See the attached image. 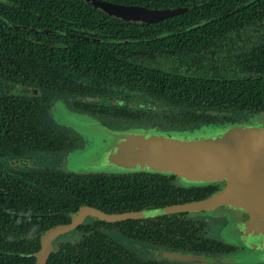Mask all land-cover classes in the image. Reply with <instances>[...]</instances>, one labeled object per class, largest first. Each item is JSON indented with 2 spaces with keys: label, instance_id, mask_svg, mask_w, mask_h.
Returning a JSON list of instances; mask_svg holds the SVG:
<instances>
[{
  "label": "trees",
  "instance_id": "1",
  "mask_svg": "<svg viewBox=\"0 0 264 264\" xmlns=\"http://www.w3.org/2000/svg\"><path fill=\"white\" fill-rule=\"evenodd\" d=\"M106 1L186 10L158 24H144L110 16L84 0H0V61L9 65L15 60L20 67L29 61L20 73L44 85V75L32 73L42 61L54 65L48 67L51 70L146 88L157 99L185 110L184 122L213 118L215 113L243 117L264 113V74L219 79L196 71L156 69L141 59L154 50L183 53L190 45L224 41L234 30L264 17V0ZM42 28L54 32H43ZM254 60L264 69V51ZM8 67L1 65L0 70L5 74L15 70ZM25 74L20 76L27 77ZM48 77L60 79L47 82L55 90L62 85L77 87L76 82L63 80L59 73L49 72ZM44 108L35 99L0 97V144L18 148L25 144L35 149L37 144L51 142L57 143L48 144L51 148L64 149L68 139L41 121ZM101 112L117 118L138 116L125 109L105 108ZM28 175L34 176L31 184L0 170V264H35L29 254L40 248L41 232L69 222L70 214L83 205L110 213L129 212L204 198L219 187L187 188L177 183L175 175L143 171H48L46 179L39 173ZM208 227L205 217L188 212L116 223L97 219L81 225L78 238L60 244L46 264H194L128 256L125 245L104 229L117 228L123 236L140 238L154 246L199 254L216 248L219 242L206 235Z\"/></svg>",
  "mask_w": 264,
  "mask_h": 264
},
{
  "label": "flooded vegetation",
  "instance_id": "2",
  "mask_svg": "<svg viewBox=\"0 0 264 264\" xmlns=\"http://www.w3.org/2000/svg\"><path fill=\"white\" fill-rule=\"evenodd\" d=\"M247 4V3H246ZM186 10V8H184ZM183 13V12H182ZM175 14V15H180ZM110 16H114L120 18L126 22H135V23H144V24H158L161 21H164V18L155 22H147L142 20H124L119 16L109 14ZM173 15V16H175ZM172 17V16H170ZM28 28V27H25ZM43 32H54V30L42 28ZM255 39V40H254ZM264 51V17L248 23L246 26L242 28H238L234 30L232 33L228 34V37L224 41H215L211 44H199L197 46L190 45L185 49L183 53L169 51V53L164 52L163 50H154L152 52L147 53L146 57L141 58L147 65L156 68V69H163V70H172L178 71L183 73H191L192 71H196L201 73L204 77H218L219 79L228 77L229 79H240V78H251L260 76L264 74V69H261L255 62V57L257 55L263 54ZM29 61L22 62L21 64L23 67H20V63L16 62L15 60H10L8 63L9 65L4 63V61H0V66L8 67L13 66L12 68L15 69L11 71L12 73L5 74L3 71L0 70V97H22V98H29L35 99L39 105H45V108L41 111V121L45 123L46 126L51 127L54 130L60 131L67 139L68 145L63 147L64 149H54L51 148L48 144H57L51 142H42L37 144L38 146L33 149L31 147H26L25 144H21V147H8L5 144H0V170L3 172H8L12 177L18 179H27L29 184L33 180L34 176H29V173H39L41 176L46 179L48 176V171L58 172L64 171L66 173H75V174H85V173H93V172H77L72 170H67L64 167V162L67 159V155L78 148H81L84 145V140L79 133L74 131L72 128L59 124L54 116L52 115V109L54 107V103L58 100L64 102L66 106L73 111L86 113L96 119H100L101 123L105 125L102 120L107 118L115 119L118 122H126L127 125L113 128V129H126L132 127H157L159 128L160 123L152 122L154 121L155 117L148 116V113L144 110L146 106H149L150 103L146 104L145 101L154 102L153 107L157 108H165L166 106H173L178 109V111H174L169 116H163L167 123L166 128L174 129V130H193L197 128H201L208 125H215V124H225V123H235V122H247L249 119H259L264 118V113L262 114H255L249 115L246 117L241 116L238 113H215L213 118L202 119L198 120L197 122H184L182 119L186 115V111L181 109V107L170 105L168 103L163 102L160 99H157L150 91L146 88L142 87H135V86H128L125 84H118L111 82L109 80H96L94 78H86L80 75L71 74L70 72H66L60 69L51 70L54 65H50L48 62H43L39 65L38 70H33L32 73L36 74L37 71L44 75L45 77V85L38 83L29 79L27 73L25 72L20 73L23 68H27ZM10 68V67H8ZM18 68V69H17ZM261 69V70H260ZM49 70V71H48ZM51 72V74L59 73L61 78L66 81H74L76 82L77 87H72L67 85L57 86V89H53L47 82L60 80L59 78L48 77L47 74ZM12 74V75H11ZM21 74H25L27 77L20 76ZM83 79H87L88 81H93L94 83L85 84ZM106 84V86H105ZM55 86L54 84H52ZM104 85V86H103ZM107 85L117 87L119 89L124 90H132L134 93L130 95L131 98V106L134 109H128L129 106L126 107H113L110 105L111 102L116 101L117 104L123 105V100L116 99L115 97L105 95L107 92ZM18 86L19 93H14V87ZM69 87V89H67ZM129 97V96H127ZM102 100V102H97V99ZM68 99H73V102L68 101ZM107 99V102L105 101ZM150 99V100H149ZM43 100H47L46 103L42 102ZM152 106V105H151ZM105 108L110 109H125L129 110L130 112H134L138 116L135 119H127V118H117L111 115H105L101 112V110ZM150 108V106H149ZM44 116H49L53 118L54 125L46 123L43 119ZM188 116V115H187ZM186 116V117H187ZM151 120V123H147ZM133 122V124H131ZM128 123H130L128 125ZM56 125V126H55ZM148 125V126H144ZM108 126V125H105ZM110 127V126H108ZM111 128V127H110ZM165 130V129H164ZM60 144V143H59ZM30 145V144H29ZM25 146V147H24ZM56 146V145H55ZM101 173V172H95ZM171 175V174H170ZM177 178V177H176ZM177 183L180 186H187V188H196L215 184H189L184 185L182 184L178 178ZM46 185V184H43ZM219 187L213 192L215 193ZM211 193V194H213ZM210 194V195H211ZM208 195V196H210ZM207 196V197H208ZM206 198V197H204ZM203 199V198H200ZM199 200V199H195ZM84 206L90 205H83ZM95 207V206H93ZM79 208V209H80ZM97 208V207H96ZM157 208V207H155ZM79 209L76 211L78 212ZM100 209V208H98ZM147 210L154 209V208H146ZM102 210V209H100ZM145 210V209H142ZM104 211V210H102ZM132 211H141V210H132ZM76 212H72L70 214V223L72 220V215ZM106 212V211H104ZM128 212V211H124ZM121 212V213H124ZM130 212V211H129ZM110 213V212H107ZM111 213H118V212H111ZM183 213V212H181ZM190 215L193 213L188 212ZM171 214V213H167ZM167 214H160V215H167ZM209 213L206 211H202L197 215H202L207 220L209 227L206 235H210L209 237L215 238L219 240L216 244L217 247H213L210 251H203L198 252L199 254L193 253V251H188L186 249L180 250H172L170 248L162 247V246H154L148 243H145L142 239H134L127 236H123L122 233L117 228H105L104 231L114 239H117L120 243L125 245V248L128 250V256L135 257L139 260L143 259H151L153 261H171V262H179L184 263L187 261L171 259L168 256L169 252H178L182 254H193V255H204L207 257L217 258L216 262L213 263H238V264H257V263H264V262H257V263H240L236 260V256L242 253L243 248L238 244L232 243L228 240V237H223L222 228L228 222V218L226 216L220 217H211L208 215ZM158 215V216H160ZM158 216H150V217H142V218H130V219H145V218H153ZM215 220H214V219ZM243 218L246 219V214L243 215ZM101 220L109 223H116L123 220L118 221H107L98 218L94 215H87L84 217L82 222L73 230L60 233L55 237L54 240V248L55 250L58 249L59 245L62 243L67 242L69 239H73L75 241L78 238L79 231L78 228L86 224L88 222H92L94 220ZM128 220V219H124ZM66 224V223H64ZM63 224H57L51 227H56ZM223 225V226H222ZM49 227V228H51ZM47 228V229H49ZM46 229V230H47ZM42 231L40 234V248H41V238L45 231ZM221 233H220V232ZM190 243V242H189ZM40 248L33 253H30L29 256H33L35 258L36 264V256ZM192 263V262H188ZM213 263H206V264H213ZM196 264V263H194Z\"/></svg>",
  "mask_w": 264,
  "mask_h": 264
},
{
  "label": "water",
  "instance_id": "3",
  "mask_svg": "<svg viewBox=\"0 0 264 264\" xmlns=\"http://www.w3.org/2000/svg\"><path fill=\"white\" fill-rule=\"evenodd\" d=\"M84 1L124 20L155 22L185 11L184 8H148L106 0ZM110 134H114L116 140L109 145L104 157L109 165H116L120 170L171 174L189 184L215 183L219 189L203 199L150 210L107 213L93 206H84L72 215L70 223L45 231L41 248L35 253L36 264H46L55 250V237L75 229L87 215L114 222L167 213H215L226 208V211L230 209V217L235 219L241 231L235 244L241 246L245 241L264 257V118L208 125L185 132L150 128ZM244 214L246 219L242 217ZM168 256L196 264L217 261L213 257L178 252H169Z\"/></svg>",
  "mask_w": 264,
  "mask_h": 264
},
{
  "label": "rangeland",
  "instance_id": "4",
  "mask_svg": "<svg viewBox=\"0 0 264 264\" xmlns=\"http://www.w3.org/2000/svg\"><path fill=\"white\" fill-rule=\"evenodd\" d=\"M255 40V39H254ZM85 84H91L94 83L93 81H88L87 79H83ZM104 86V85H103ZM106 86V84H105ZM107 92L105 95H108V97H115L116 99L123 100V105H119L116 103V101H113L110 103L113 107H126L129 106L128 109H134V107L131 106V98L130 95L134 92L132 90H124L119 89L117 87H113L110 85H107ZM14 93H19L18 86L14 87L13 90ZM129 96V97H127ZM150 100V99H149ZM68 101L73 102V99H68ZM107 102V99H105ZM97 102H102V100L97 99ZM146 104L150 103L149 106H146L144 110L148 113V116L155 117L154 121L152 122H158L160 123L159 128L157 127H132V128H126V129H113L118 128L124 125H127L126 122H118L115 119L107 118L103 119L102 122L105 126L101 123V120L96 119L86 113H80L73 111L72 109L68 108L66 104L60 100L54 103V107L52 109V115L54 116L55 120L64 126L72 128L74 131L79 133L81 137L84 140V145L81 148H78L76 150L71 151L67 155V159L64 162V167L67 170L77 171V172H101V173H129V172H139L134 170H120L119 167L116 165H109L107 163V160L104 158L107 154V149L110 144H114V139L116 140V137L114 134H111L112 132H123L126 130H132V129H150V128H156L161 131H176V132H185V131H194V130H200L204 127L193 129V130H174V129H168L166 127L167 123L164 121L166 120L163 116H169L174 111H178L176 107L173 106H166L165 108H157L153 107L154 102L147 100L145 101ZM152 105V106H151ZM179 112V111H178ZM44 121L48 124L54 125V120L49 116H44ZM255 119V118H253ZM248 120V121H252ZM147 123H151V120H149ZM130 123H128L129 125ZM133 124V122L131 123ZM215 125H222V124H215ZM56 126V125H55ZM148 126V125H144ZM165 129V130H164ZM112 131V132H111ZM178 180L184 184L189 185V183H186L182 181L179 177H177ZM221 209V208H219ZM227 209V208H226ZM226 209L219 210L215 213L208 212L209 216L211 217H220V216H226L228 218V222L223 226L222 235L223 237H228V240L232 243H236L235 240L237 238H240L241 235L240 229L236 226L235 219L230 217V209L226 211ZM194 214V213H193ZM198 214V213H197ZM243 217V216H242ZM214 219V218H213ZM244 219V218H243ZM215 220V219H214ZM232 238V239H230ZM243 244L241 247L243 248L242 253L236 256V260L240 263H257V262H264V257L261 255L262 252H260L257 248H252V246H247L245 244V241L242 242ZM263 254V253H262Z\"/></svg>",
  "mask_w": 264,
  "mask_h": 264
}]
</instances>
